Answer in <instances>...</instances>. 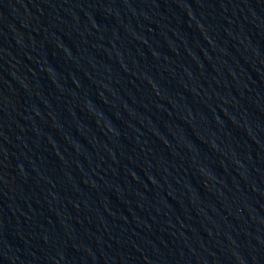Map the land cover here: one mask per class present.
Segmentation results:
<instances>
[{
    "label": "water",
    "instance_id": "95a60500",
    "mask_svg": "<svg viewBox=\"0 0 264 264\" xmlns=\"http://www.w3.org/2000/svg\"><path fill=\"white\" fill-rule=\"evenodd\" d=\"M0 264H264V0H0Z\"/></svg>",
    "mask_w": 264,
    "mask_h": 264
}]
</instances>
